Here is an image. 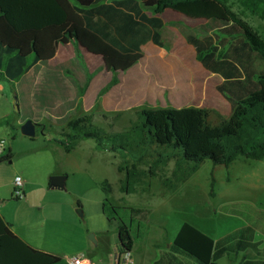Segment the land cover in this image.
Instances as JSON below:
<instances>
[{"label": "trees", "instance_id": "1", "mask_svg": "<svg viewBox=\"0 0 264 264\" xmlns=\"http://www.w3.org/2000/svg\"><path fill=\"white\" fill-rule=\"evenodd\" d=\"M237 1L264 18V0ZM143 8L153 16H147ZM167 8L203 20L195 27L170 24L194 47L202 66L222 77L216 89L229 102L230 113L223 116L215 109L193 105L143 107L127 129L116 133L95 125L90 113L66 121L56 143L69 153L81 140L92 139L98 150L119 154L124 161L117 167L124 173L119 188L126 194L134 192L144 178L157 175L170 159L171 176L162 183L172 187L184 182L205 160L228 166L241 158L264 156V36L227 0H0V80L20 78L35 64L52 59L60 45L75 41L101 57L113 74L109 86L117 82V72L141 59L143 44L152 41L162 46L163 21L156 15ZM210 115L217 118V124L209 122ZM36 126L45 134L44 124ZM141 147L157 154L147 170L139 167L141 155L136 151ZM11 155L10 151L1 155L0 162ZM102 185L110 190L106 179ZM213 186L211 179V195ZM116 230L120 264L134 239L123 221ZM255 235L253 227L244 226L215 239L184 221L168 250L160 251L153 264H217L219 258L247 249L254 252L257 264H264V245ZM243 260L252 263L244 255ZM0 264L68 263L26 243L0 215Z\"/></svg>", "mask_w": 264, "mask_h": 264}, {"label": "rangeland", "instance_id": "2", "mask_svg": "<svg viewBox=\"0 0 264 264\" xmlns=\"http://www.w3.org/2000/svg\"><path fill=\"white\" fill-rule=\"evenodd\" d=\"M227 4L264 36V18L250 12L237 0H227ZM170 11L173 15L177 13ZM167 31L168 26L163 33ZM164 38L166 40V36ZM70 55L57 62L39 63L16 80H0V139L5 140L2 155L9 151L12 154L10 159L0 162V206L16 232L65 262L82 253L89 262L105 264H116V226L120 221L138 241V248L131 252L136 264H153V258L159 253L154 252L151 245L158 240L171 242L184 221L215 239L251 226L264 244V156L241 158L228 166L213 165L205 160L184 182L172 187L162 183L163 178L171 176L173 159H170L158 169L157 175L144 178L134 192L126 194L119 188L124 175L117 170L124 165L119 154L98 150L92 139L81 140L71 152L65 153L55 138H60L65 131L66 121L80 113L64 114L60 124L52 123L55 120L51 117L50 105L55 97L46 94L49 87L43 79L46 73H52L58 84H73L77 90L83 88L80 77L86 72L84 61L76 50H71ZM178 93L181 91L165 95V100L140 96L124 112L103 116L94 111L93 123L108 132H122L143 107H161L163 100L165 107H175L174 103L181 100ZM14 100L18 109L14 108ZM39 118L37 123L46 126L45 134L39 127L33 137L21 133L20 127L26 120L36 122ZM209 122L217 124L218 121L210 115ZM136 153L141 155L139 167L143 170L157 157L148 147H141ZM55 174L66 176L64 188H49V178ZM15 176L22 182L27 180L31 187L30 194L25 191L22 199L13 198ZM104 179L110 185L108 191L103 188ZM211 179H214L212 195ZM77 202L82 216L76 211ZM132 209L142 212L135 213ZM90 233L94 234L96 244L88 238ZM242 255L239 253L238 258ZM218 264H230L228 256L219 259Z\"/></svg>", "mask_w": 264, "mask_h": 264}, {"label": "crops", "instance_id": "3", "mask_svg": "<svg viewBox=\"0 0 264 264\" xmlns=\"http://www.w3.org/2000/svg\"><path fill=\"white\" fill-rule=\"evenodd\" d=\"M170 10L172 9L167 8L156 15L163 21V26L159 30L162 46H159L152 41L143 44L141 46V59L128 70L117 72V82L111 86H109V82L111 81L113 74L111 71L105 69L103 61L99 55L85 51L75 41L60 45L55 56L46 61V63L57 62L62 58H68L72 55H70L71 50H76L78 55L84 61L86 72L80 77L83 88H79V90H77L76 86L73 84L65 85L64 83H56L55 77L52 73H46L44 75V84L49 87L46 94L49 93V96L55 97L54 100H51L52 104L50 105L52 111L51 117L55 120L52 121V123L60 124V120L65 117L64 114L69 115L80 113L79 115H82L90 113L93 115L95 113L94 111H96L104 116V114L107 113L113 114V112H124L128 110L133 102L139 99L138 97L140 96L146 97L148 100L154 98L160 100L164 99L165 95L166 97L174 95L177 91H181V93H178L181 100L174 103L176 105L175 107L193 105L215 109L220 114H225L221 115L228 116L230 113L229 102L216 89V86L221 83L222 77L218 74L209 72L202 66L196 58L194 47L186 41L184 36L175 26L170 24L171 22H180L190 27H195L202 23L203 20L189 18L175 10L173 11L177 13H174L173 15ZM143 12L147 16H153L152 11L147 8H143ZM166 26H168V31L163 33V29ZM165 36L166 40L164 38ZM31 68L27 72H29ZM95 80V85L92 86ZM30 81L31 79L29 78L28 82ZM1 86L2 85H0V87ZM102 88L107 89L103 92ZM164 100L162 101V104L164 103V105H161V107L166 106ZM225 100L227 103H225ZM97 105H99L98 109H96ZM219 105H221L222 108H220ZM58 109H63L65 112L57 111ZM227 112L228 114H226ZM35 121V123L40 122V118ZM25 183H27V185H25ZM49 188L53 187L49 186ZM22 190L24 197L26 192L27 194H30L31 187L27 180L22 182ZM0 215L5 221L11 224V229L16 235L32 247L37 248L29 239L14 230L13 222H10L4 217L2 206H0ZM258 237H260V235L256 234L255 238L260 240ZM133 239V248H138L136 247L138 241L134 237ZM171 242H169L168 239L162 241L158 240V242L151 245L150 248L154 252L160 253L162 250H168ZM263 245L264 244L261 243L260 246L262 247ZM39 250L45 251L44 249ZM239 253L246 256L248 261H252L250 264H257L258 258L250 249ZM239 253H230L225 256H228L230 264H247V262L243 260V255L241 258H238ZM115 255H117V251ZM157 257L153 258L152 263ZM116 258H114V261L116 264H119ZM132 259L134 264H136V260L133 256ZM219 259L217 260V264ZM91 264L105 263L94 261L91 262Z\"/></svg>", "mask_w": 264, "mask_h": 264}, {"label": "built area", "instance_id": "4", "mask_svg": "<svg viewBox=\"0 0 264 264\" xmlns=\"http://www.w3.org/2000/svg\"><path fill=\"white\" fill-rule=\"evenodd\" d=\"M5 150V140L0 139V155L3 154ZM14 197L16 199L24 198V193L22 190V180L19 176H16L14 179ZM118 261V257H117ZM68 264H91L82 254H76L67 259ZM122 263L123 264H134L131 251L126 252L122 256Z\"/></svg>", "mask_w": 264, "mask_h": 264}, {"label": "water", "instance_id": "5", "mask_svg": "<svg viewBox=\"0 0 264 264\" xmlns=\"http://www.w3.org/2000/svg\"><path fill=\"white\" fill-rule=\"evenodd\" d=\"M79 45V44H78ZM82 49H84L83 47H81ZM85 50V49H84ZM86 51V50H85ZM14 108L18 109L17 107V101L14 100ZM36 123L31 121V120H26L20 127V131L23 135L28 136V137H33L35 135V129H36ZM65 179L66 176L65 175H52L49 179V186L53 187V188H59L62 189L65 187ZM76 211L82 216L83 213L81 211V208L78 207L76 209ZM88 238L94 243L96 244L97 241L94 237V234L90 233L88 235Z\"/></svg>", "mask_w": 264, "mask_h": 264}]
</instances>
